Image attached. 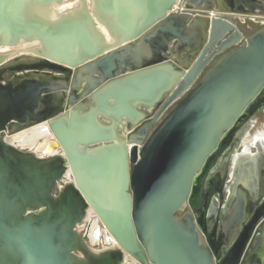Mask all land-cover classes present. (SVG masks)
<instances>
[{
    "label": "water",
    "instance_id": "water-1",
    "mask_svg": "<svg viewBox=\"0 0 264 264\" xmlns=\"http://www.w3.org/2000/svg\"><path fill=\"white\" fill-rule=\"evenodd\" d=\"M222 1L264 16L258 0ZM213 6L0 0V49L12 50L0 51V264H260L261 225L237 238L232 219L208 236L203 198L234 133L264 110V24L244 35ZM32 72H75L87 87L63 103ZM36 116L50 133L41 157L5 138ZM123 120L131 133L119 139ZM89 212L110 244L80 235Z\"/></svg>",
    "mask_w": 264,
    "mask_h": 264
},
{
    "label": "flooded vegetation",
    "instance_id": "flooded-vegetation-1",
    "mask_svg": "<svg viewBox=\"0 0 264 264\" xmlns=\"http://www.w3.org/2000/svg\"><path fill=\"white\" fill-rule=\"evenodd\" d=\"M31 75L39 80H53L50 86L52 94L54 96L60 94L58 100L63 98V103L67 102L69 94H73L74 98H79L87 87V83L82 81L81 77L75 72L69 76L44 74L41 72H32ZM23 80L22 73H17L15 76L8 78L9 84ZM84 99L80 101L81 104ZM55 102L49 107L50 111L59 104V102ZM83 107L84 109L87 108L84 105ZM152 117L153 115L145 121L150 120ZM261 120L264 121V110L254 113L234 133L227 151L207 178L205 196L203 198L210 197L207 217L210 218L211 227L209 226L208 228V236L215 235L217 238L219 235L224 234L226 222L232 219H238L240 222L237 238L244 229L252 224H255L256 227L261 225L260 233L257 236L261 239H259L260 241L256 240L255 244L257 259H261L264 256V131L255 130ZM44 125L45 121L38 116L34 120L26 118L22 122H12L8 128L9 134L7 133L5 138L10 139L9 141L19 150L37 152L38 157H41V151L46 147L47 138L49 137V134L43 129ZM152 128L153 126L148 132ZM69 181L68 177H63L60 182H57L53 193L57 194L58 189ZM187 209L188 207L186 206L184 211ZM93 221H96L97 226H99L97 218L91 213L88 218L83 219L81 225L83 230L80 235L87 243H90L91 239H95L98 233V230H91ZM99 236V243L95 245L96 248L102 245L106 246L105 232H101ZM216 245L217 243L214 242V246ZM255 262H249V264H256ZM129 263L131 261L127 259L125 264Z\"/></svg>",
    "mask_w": 264,
    "mask_h": 264
},
{
    "label": "crops",
    "instance_id": "crops-1",
    "mask_svg": "<svg viewBox=\"0 0 264 264\" xmlns=\"http://www.w3.org/2000/svg\"><path fill=\"white\" fill-rule=\"evenodd\" d=\"M258 1L262 2L264 5V0H258ZM213 5H214L213 6L214 10L211 13H217L218 11H222L224 16L232 19L233 21H235L239 25L241 33L244 35H250L255 30H257L259 27H261L262 24L264 23V16L261 15V11L256 7H254L251 10L246 5L241 4V8H239V10H237V12H232L231 7L228 6L222 0H218V2L213 0ZM252 11H254V13ZM246 13H248V14H246ZM195 19H197V18H194V20ZM198 25H200V24H198ZM195 28H197V27H195ZM181 57H182L181 59H184L183 54ZM172 62L184 71H186V69L188 67L186 62H184V66L180 65V63L177 59L172 60ZM260 260H261L260 264H264V256Z\"/></svg>",
    "mask_w": 264,
    "mask_h": 264
},
{
    "label": "bare ground",
    "instance_id": "bare-ground-1",
    "mask_svg": "<svg viewBox=\"0 0 264 264\" xmlns=\"http://www.w3.org/2000/svg\"><path fill=\"white\" fill-rule=\"evenodd\" d=\"M0 51H5V52H11L12 50L11 49H8V48H5V49H0ZM42 76V75H41ZM84 84V83H83ZM81 87H83V85H81ZM138 111L142 114V116L143 117H148V116H150L151 115V113H152V109H144V108H138ZM43 129H44V131L47 133V134H49V137L47 138V140H49V138H50V133L48 132V130H47V128H46V125H44L43 126ZM116 130H117V135H118V137H119V139H122L124 136H126L127 135V133H131V124L128 122V121H126V120H123V122H121L119 125H117L116 126ZM19 137V136H18ZM46 138V137H45ZM13 139V138H12ZM10 139H7L6 138V141H8L9 143H11L10 141H9ZM28 142V141H27ZM48 142V141H47ZM30 145H31V143H30ZM45 149V148H44ZM133 150H134V152H135V150H136V147L134 146L133 147ZM35 153H37V152H35ZM38 154V153H37ZM89 214H91L90 212H89ZM91 230H98V233H97V235L99 234V230H100V227L99 226H97V223H96V221H93V223H92V225H91ZM101 232L103 233L104 231L103 230H101ZM93 237V236H92ZM100 237V236H99ZM96 239V238H95ZM94 239V240H95ZM105 242H109V244H110V241H109V239H107V237H105Z\"/></svg>",
    "mask_w": 264,
    "mask_h": 264
},
{
    "label": "rangeland",
    "instance_id": "rangeland-1",
    "mask_svg": "<svg viewBox=\"0 0 264 264\" xmlns=\"http://www.w3.org/2000/svg\"><path fill=\"white\" fill-rule=\"evenodd\" d=\"M256 131H259V132H262L264 131V121H259L256 128H255ZM99 247V246H98ZM100 248V247H99Z\"/></svg>",
    "mask_w": 264,
    "mask_h": 264
},
{
    "label": "built area",
    "instance_id": "built-area-1",
    "mask_svg": "<svg viewBox=\"0 0 264 264\" xmlns=\"http://www.w3.org/2000/svg\"><path fill=\"white\" fill-rule=\"evenodd\" d=\"M263 24H264V23H263ZM263 24H262V25H263ZM91 240H94V239H91ZM94 241H95V243H94V247H95V245H96L97 243H99V239H97V240L95 239ZM90 242H91V241H90ZM102 246H103V245H102ZM102 246H101V247H102ZM101 247H100V248H101ZM95 248H96V247H95ZM123 264H125V263H123Z\"/></svg>",
    "mask_w": 264,
    "mask_h": 264
},
{
    "label": "trees",
    "instance_id": "trees-1",
    "mask_svg": "<svg viewBox=\"0 0 264 264\" xmlns=\"http://www.w3.org/2000/svg\"><path fill=\"white\" fill-rule=\"evenodd\" d=\"M260 28V27H259Z\"/></svg>",
    "mask_w": 264,
    "mask_h": 264
}]
</instances>
